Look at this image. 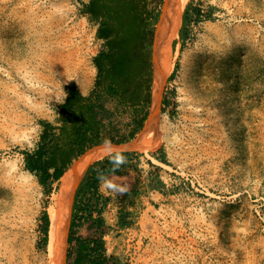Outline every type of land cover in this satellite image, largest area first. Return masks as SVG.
Listing matches in <instances>:
<instances>
[{
  "label": "rangeland",
  "instance_id": "obj_1",
  "mask_svg": "<svg viewBox=\"0 0 264 264\" xmlns=\"http://www.w3.org/2000/svg\"><path fill=\"white\" fill-rule=\"evenodd\" d=\"M88 2L0 0V264H51L41 216L46 210L50 227L63 184L46 195L24 154L36 149L45 123L57 144L68 140L72 125L62 131L60 111L70 87L89 98L81 120L95 114L106 141L85 153L100 145L136 153L135 167L101 185L102 228L78 219V236L102 233L118 264H264V0H183L158 103L161 136L141 150L128 146L141 130L130 134L152 108L157 22L171 1L139 0L152 42L136 71L142 77L131 80L133 103L96 86L93 59L104 42L84 12ZM67 248L66 237L59 264Z\"/></svg>",
  "mask_w": 264,
  "mask_h": 264
},
{
  "label": "trees",
  "instance_id": "obj_2",
  "mask_svg": "<svg viewBox=\"0 0 264 264\" xmlns=\"http://www.w3.org/2000/svg\"><path fill=\"white\" fill-rule=\"evenodd\" d=\"M111 3L114 4V8ZM83 5L84 12L98 22L97 37L104 41L103 49L93 59L97 69L96 86L117 92L122 102L133 103L130 92L134 82L132 83L131 80L135 79L136 71L142 67V64L135 62L134 59V53L141 41L137 19L145 11L141 10L139 0H90ZM163 17L165 18L162 16L157 25L161 23ZM117 24L121 26L122 37ZM183 35L181 31L182 38ZM88 100L89 98L82 95L75 87L68 88L67 96L61 105L60 122L62 131L68 124L72 125L70 137L63 145L57 144L53 125L45 123L41 141L36 149L24 154L26 170L37 177L46 195L52 193L53 185L59 183L72 162L83 155L87 148L106 142L103 139L99 140L95 114L88 113L87 117L81 120L80 110L85 107ZM148 101L147 98H143L138 103ZM146 119L147 114L135 120L137 127L130 134V138H134L142 129ZM127 142L128 140L113 141L117 145ZM135 154L129 151L112 152L88 166L74 197L72 220L67 237L66 264H118L113 257L106 254L102 233L98 237L84 238L77 235L75 228L78 219L90 221L96 229L102 228L105 223L102 214L107 198L99 190L100 183L109 175L128 173L127 169L135 167L131 162V157ZM117 156L123 157L122 163L116 162ZM41 221L40 231L43 236V246H46L49 231V216L46 210L41 216ZM119 224L125 225L122 217Z\"/></svg>",
  "mask_w": 264,
  "mask_h": 264
},
{
  "label": "bare ground",
  "instance_id": "obj_3",
  "mask_svg": "<svg viewBox=\"0 0 264 264\" xmlns=\"http://www.w3.org/2000/svg\"><path fill=\"white\" fill-rule=\"evenodd\" d=\"M170 7L165 12L161 23L157 25L156 39L152 55L153 67V103L148 118L136 139L129 143L130 149H145L151 145L153 137L161 136L160 119L158 114V103L161 96L163 84L170 74L173 64L170 53L172 40L178 35L181 24L184 4L183 0H170ZM87 84L84 85V87ZM38 93L39 89L34 90ZM43 91L42 89L40 90ZM113 146H98L86 152L78 158L71 170L62 177V189L56 197L55 204L50 208V227L48 232V256L51 264L61 262L63 247L66 243L70 209L74 191L82 179L86 169L93 162L115 152Z\"/></svg>",
  "mask_w": 264,
  "mask_h": 264
},
{
  "label": "crops",
  "instance_id": "obj_4",
  "mask_svg": "<svg viewBox=\"0 0 264 264\" xmlns=\"http://www.w3.org/2000/svg\"><path fill=\"white\" fill-rule=\"evenodd\" d=\"M110 5L114 8V4L111 3ZM138 17H139V19H137L138 20L137 29H139V34L141 36V41H140V43L137 46V51H135V53H134V57H135L134 59H135V62L141 63L143 65L144 63H146L148 61V57L150 56V52H151V42H152L151 29H152V25H151V19L149 18L148 15L146 16V13H142ZM117 26L120 27L119 31H120V34H121L120 36L122 37V35H123L122 33L123 32H122L121 26H120V24H117ZM136 77L140 78V77H142V74L141 75L140 74L136 75L135 78ZM103 182L104 181H101L100 186H99L100 192H101V185H102ZM101 194H102V192H101Z\"/></svg>",
  "mask_w": 264,
  "mask_h": 264
},
{
  "label": "water",
  "instance_id": "obj_5",
  "mask_svg": "<svg viewBox=\"0 0 264 264\" xmlns=\"http://www.w3.org/2000/svg\"><path fill=\"white\" fill-rule=\"evenodd\" d=\"M152 90H153V85H152ZM152 92H153V91H152ZM152 96H153V94H152ZM152 96H151V105H152V103H153V97H152ZM112 145H113V144H112ZM114 145H117V144H114ZM120 145H124V144H119L118 146H120ZM78 158H79V157H77V159H78ZM77 159H75L74 161H76ZM74 161H73V162H74ZM73 162H72V164L70 165V167L67 169V171L73 166ZM67 171H66V172H67ZM66 172H65V173H66ZM65 173H64V175H65ZM85 173H86V172H85ZM64 175H63V176H64ZM63 176H62V177H63ZM61 179H62V178H61ZM81 180H82V179H81ZM80 182H81V181H80ZM67 237H68V236H67ZM65 259H66V256H65Z\"/></svg>",
  "mask_w": 264,
  "mask_h": 264
},
{
  "label": "clouds",
  "instance_id": "obj_6",
  "mask_svg": "<svg viewBox=\"0 0 264 264\" xmlns=\"http://www.w3.org/2000/svg\"><path fill=\"white\" fill-rule=\"evenodd\" d=\"M115 159H116L117 163H122L123 162V157L117 156ZM108 186H110V185H108ZM120 191H123V189H121Z\"/></svg>",
  "mask_w": 264,
  "mask_h": 264
},
{
  "label": "snow or ice",
  "instance_id": "obj_7",
  "mask_svg": "<svg viewBox=\"0 0 264 264\" xmlns=\"http://www.w3.org/2000/svg\"><path fill=\"white\" fill-rule=\"evenodd\" d=\"M110 187H111V185H110Z\"/></svg>",
  "mask_w": 264,
  "mask_h": 264
}]
</instances>
